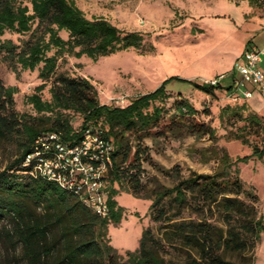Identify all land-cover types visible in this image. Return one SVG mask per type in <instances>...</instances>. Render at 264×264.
Instances as JSON below:
<instances>
[{"label":"trees","instance_id":"obj_1","mask_svg":"<svg viewBox=\"0 0 264 264\" xmlns=\"http://www.w3.org/2000/svg\"><path fill=\"white\" fill-rule=\"evenodd\" d=\"M247 1L258 7L263 3ZM7 31L23 38L20 43L1 41L0 55L14 72L38 69L43 81L26 97L34 114H20L14 108L18 88L5 86L0 78V138L18 137L20 146L18 157L0 172V221L7 218L11 222L7 234L12 235L8 238L20 245L24 264H235L220 255L223 247L243 252L247 249L245 235L254 243L260 242L264 217L241 199L244 195L255 200L257 194L245 189L237 167L238 162L251 157L264 159V147L255 146L250 155L236 159L223 150L210 174L192 172L183 178L179 168H174L175 185H159L151 204L152 217L164 230L163 238H157L147 227L137 249L120 253L109 237V225L118 224L124 212L115 197L121 191L129 192L131 186L136 194L140 191L143 151L139 141L160 125L164 108L157 102L171 96L164 83L125 106L109 105L101 103L90 79L57 70L65 54L96 60L118 50L142 47L143 35L120 29L103 17L90 19L72 0H0V36ZM62 31L68 34L67 39L62 37ZM49 82L50 98L45 99L43 91ZM190 82L195 89L210 95L220 88ZM175 108L176 116L198 113L183 97L175 101ZM77 117L81 119L78 127L74 124ZM244 119L249 124L259 123L253 114ZM201 128L199 125L198 130ZM87 130L99 132L114 147L108 172L109 213L105 217L85 205L75 193L54 181L32 176L27 172L29 167L23 166L39 136L55 132L64 143L76 145ZM213 206L230 226L226 238H216L222 229L211 219H178L186 208L212 211ZM170 210H174L173 214H169ZM235 217L239 224L231 226ZM179 244L195 250L199 257L190 262L167 259L166 246L179 250ZM254 263L255 257L251 261Z\"/></svg>","mask_w":264,"mask_h":264},{"label":"rangeland","instance_id":"obj_2","mask_svg":"<svg viewBox=\"0 0 264 264\" xmlns=\"http://www.w3.org/2000/svg\"><path fill=\"white\" fill-rule=\"evenodd\" d=\"M88 18L103 17L125 31H138L143 35L144 45L129 47L94 60L83 55L80 58L65 54L59 60L58 73L83 76L96 86L101 103L125 106L133 98L152 92L165 83L167 94L171 97L158 101L164 108L160 125L139 141L141 150L140 191H121L115 197L124 209L121 221L109 225L110 243L120 253L138 248L142 233L149 227L159 239L164 230L151 213V204L156 197L158 186L170 188L176 180L172 176L174 168H179L183 178L192 172L213 173L217 167V157L223 150L233 158L250 155L255 146L264 147V100L259 106L254 103H238L228 100L223 92L210 95L193 87L189 77L184 76V47L194 40L195 35L184 28L191 7L198 1L214 0H72ZM238 2V0H232ZM261 6H253L264 17V0ZM28 3V1H25ZM62 37L68 34L61 32ZM23 36L7 31L0 36V42L11 39L20 43ZM257 43V42H256ZM0 78L5 86H16L14 108L20 114H34L26 97L43 83L39 71L20 70L14 72L0 55ZM184 79V80H181ZM204 79H192L202 83ZM43 91L45 99L50 98L49 86ZM186 98L198 110L195 115L176 116L175 101ZM232 107L233 110H225ZM223 114V115H222ZM256 115L258 124H249L244 118ZM79 117L75 120L78 127ZM199 125L202 126L200 131ZM211 128L213 130H211ZM135 144L137 143L134 142ZM20 153L19 138H0V172ZM148 157L149 160L146 159ZM240 178L245 189L257 194V199L241 196L253 205L258 216L264 217V159L255 157L237 163ZM131 185V184H130ZM190 196V194H189ZM169 199H165L168 201ZM170 210L169 214H173ZM172 216V215H171ZM173 217V216H172ZM178 219L201 221L211 219L216 227L222 229L216 235L227 237L230 226L224 221L223 213L212 207L194 211L186 208ZM239 218L231 221V226L239 224ZM11 222L5 218L0 221V264H24L20 245L11 242L8 236ZM247 249L220 250V255L231 263L264 264V232L260 242L245 235ZM164 255L176 262H190L199 257L195 250L179 244V250L166 246Z\"/></svg>","mask_w":264,"mask_h":264},{"label":"built area","instance_id":"obj_3","mask_svg":"<svg viewBox=\"0 0 264 264\" xmlns=\"http://www.w3.org/2000/svg\"><path fill=\"white\" fill-rule=\"evenodd\" d=\"M263 53L264 49L249 47L237 59L234 68L239 77L226 91L229 100L244 103L253 96L255 89L264 99V73L259 67ZM225 77L204 79L201 84L217 86ZM113 150V145L106 142L99 132L87 130L76 145L64 143L57 133L50 132L38 137L23 166L29 167L27 172L32 176L54 181L61 188L75 193L85 205L105 217L109 213L108 172Z\"/></svg>","mask_w":264,"mask_h":264},{"label":"crops","instance_id":"obj_4","mask_svg":"<svg viewBox=\"0 0 264 264\" xmlns=\"http://www.w3.org/2000/svg\"><path fill=\"white\" fill-rule=\"evenodd\" d=\"M187 11L189 17L184 21V28H189L187 33H193L195 39L184 47L187 53L183 59L184 76L191 75L192 81L225 75L215 92H223L227 97V89L239 77L234 68L237 59L249 47L264 49V17L247 0L198 1ZM259 67L264 73V53ZM248 87L254 89L251 85ZM262 100L255 89L244 103L254 102L259 106Z\"/></svg>","mask_w":264,"mask_h":264}]
</instances>
